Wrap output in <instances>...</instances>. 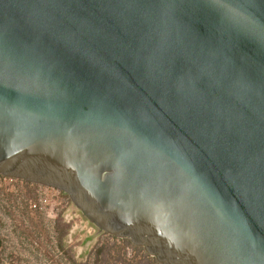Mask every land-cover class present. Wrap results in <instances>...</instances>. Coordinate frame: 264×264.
I'll use <instances>...</instances> for the list:
<instances>
[{"label":"water","instance_id":"95a60500","mask_svg":"<svg viewBox=\"0 0 264 264\" xmlns=\"http://www.w3.org/2000/svg\"><path fill=\"white\" fill-rule=\"evenodd\" d=\"M0 176L159 264H264V0H0Z\"/></svg>","mask_w":264,"mask_h":264},{"label":"rangeland","instance_id":"374dc122","mask_svg":"<svg viewBox=\"0 0 264 264\" xmlns=\"http://www.w3.org/2000/svg\"><path fill=\"white\" fill-rule=\"evenodd\" d=\"M0 264H159L90 224L68 195L0 176Z\"/></svg>","mask_w":264,"mask_h":264}]
</instances>
